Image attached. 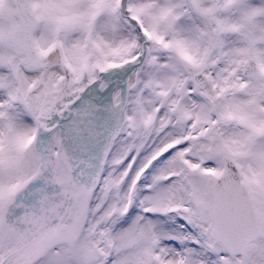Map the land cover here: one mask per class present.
Segmentation results:
<instances>
[{"label": "snow or ice", "instance_id": "obj_1", "mask_svg": "<svg viewBox=\"0 0 264 264\" xmlns=\"http://www.w3.org/2000/svg\"><path fill=\"white\" fill-rule=\"evenodd\" d=\"M0 264H264V0H0Z\"/></svg>", "mask_w": 264, "mask_h": 264}]
</instances>
